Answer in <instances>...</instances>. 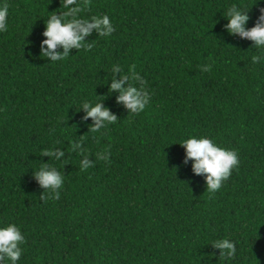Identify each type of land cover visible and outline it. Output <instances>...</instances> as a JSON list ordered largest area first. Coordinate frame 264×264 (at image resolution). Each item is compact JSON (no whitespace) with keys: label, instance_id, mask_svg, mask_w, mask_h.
Segmentation results:
<instances>
[{"label":"trees","instance_id":"obj_1","mask_svg":"<svg viewBox=\"0 0 264 264\" xmlns=\"http://www.w3.org/2000/svg\"><path fill=\"white\" fill-rule=\"evenodd\" d=\"M77 2L115 31L52 62L41 42L47 18L67 11L61 0H0V226L25 236L18 264H264V60L252 62L264 49L225 27L233 5L253 27L264 0ZM115 65L117 79L142 78L129 82L150 96L143 111L109 91ZM87 101L116 122L90 131ZM191 136L238 153L214 193L178 143ZM53 150L64 156L42 154ZM45 163L63 176L58 196L34 175ZM223 239L231 257L213 246Z\"/></svg>","mask_w":264,"mask_h":264},{"label":"clouds","instance_id":"obj_2","mask_svg":"<svg viewBox=\"0 0 264 264\" xmlns=\"http://www.w3.org/2000/svg\"><path fill=\"white\" fill-rule=\"evenodd\" d=\"M61 4L67 11L53 14L45 21L46 28L43 35L47 39L41 42V55L50 57V61L66 59L72 49L80 50L85 47L86 37L90 36L93 31L97 32L99 36H110L115 31L109 15L92 16L90 19L83 18L80 16L82 6L77 0H61ZM248 12L233 5L225 14L228 19V24L225 27L230 34H239L241 37L251 39L255 42L257 49H264V15L249 29L247 28L250 18ZM7 21L8 6L5 4L0 6V32L7 30ZM60 47L63 49L62 52L57 51ZM261 60H264V55L252 57L254 64ZM201 70L208 71L210 66H202ZM112 71L114 76L109 91H119L118 102H122L130 110V113L143 111L149 103L150 96L143 87L137 88L129 82L135 79L143 84L142 78L133 71L131 76L124 74L117 79L116 74L121 73L119 65H115ZM81 107L87 110L85 119L92 117L95 122L90 128L92 132H97L106 124L115 123L117 120V116L102 102L93 104L87 101ZM178 143L186 149V161H193L194 173L205 174L206 191L209 193L220 189L222 183L230 177L233 168L239 165L237 151L221 147L208 137L191 136ZM72 148L73 151L79 150L81 153L84 151L81 143H74ZM42 154L55 157L56 160L64 156V152L57 153L55 150L44 151ZM98 159L108 160L107 151L103 155L98 154ZM91 165L92 161L85 156L81 161V167L86 170ZM34 175L42 187L50 189L57 196L59 195L57 190L64 183L60 171L45 163L39 170H35ZM24 241L25 236L16 224L9 223L6 226H0V264H18L23 252L20 245ZM213 246L229 257L234 255L236 250L235 244L229 239L216 241Z\"/></svg>","mask_w":264,"mask_h":264}]
</instances>
